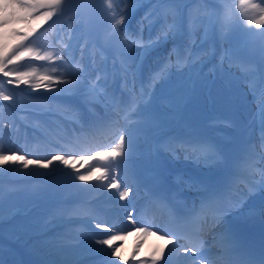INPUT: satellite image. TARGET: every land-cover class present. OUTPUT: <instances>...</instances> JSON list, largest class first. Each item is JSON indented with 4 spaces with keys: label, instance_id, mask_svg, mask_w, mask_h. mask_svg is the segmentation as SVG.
<instances>
[{
    "label": "rangeland",
    "instance_id": "1",
    "mask_svg": "<svg viewBox=\"0 0 264 264\" xmlns=\"http://www.w3.org/2000/svg\"><path fill=\"white\" fill-rule=\"evenodd\" d=\"M5 2L6 0H0V18L6 16L4 10ZM207 2L211 3L212 6L208 7ZM229 2L230 0H179L178 5H174L160 3L158 0H142L140 4L136 3L135 0H63L62 5L56 9V14L50 20L42 22L36 19L39 24L38 28L47 24L49 27L48 30H37L33 28L30 22H23L22 19H14V24L11 22L8 25L0 26V55H8L9 51L14 47L12 45L16 39L13 38L12 34L7 38L6 36L8 33L12 32L15 26L17 28L18 24H23L26 32L31 33L30 38L39 42L42 49L47 51H42L41 53L51 56V59L47 60L46 66L52 68L60 75L63 74L64 76H68L67 78H69L70 81L66 88H69L70 92L76 84L77 87L80 85L81 88H89L88 93L93 94L94 97L86 99L87 104L94 103L95 100L106 101L110 92H112V97L110 94V101L112 98H115L116 84L127 80L124 75L122 77L119 75L117 63H119L120 60L131 63L132 69H134V77L130 81L139 86L141 81V72L139 70L144 62L149 63V73L155 74L157 72L158 74L163 71L162 75L165 76L164 68L169 64L168 59L170 58L171 62H175L181 56L183 46H188L185 51V53H187L185 57L187 72L197 75L196 80L198 84L196 88H194L193 81L192 93L183 103V117L187 118L189 115H196L193 120H189L185 130L192 129L190 125L191 121H197L199 124L204 119L202 114L198 111L203 109L208 112H217L219 114L218 124L224 121L227 126V129H225V131H227V136L229 138L232 136V138L230 141H226V138L222 140V143L225 144L223 150H220L216 145L213 146V144L206 141L205 137L199 136L196 138V140L202 141L203 146L208 149L202 160L198 153L189 151L184 152L180 147L175 145V143L182 140L185 132H181L178 139L172 145L170 143L167 144L165 148L174 159L188 160L190 163L189 170L181 175V179L186 185L190 195V199L185 201V206L190 210L193 218H201L204 226L203 230H205L207 234L210 233V235H212V238H208L210 243L211 239H214L215 243L218 241L219 236L215 235V233L220 234L222 228H225L222 223L228 218L257 222L254 220L255 216L258 217L254 207H258L259 205L254 206V204H250V202L252 200L255 201L256 198H258V201H264V190L259 187V180H255L254 182L248 181L245 187L242 184L241 187H239L241 180L240 176L243 175L244 166L246 168H251L253 170V175H256L257 178L261 179V173H264V155L262 156L264 152V141L262 139L264 131H262L261 128L257 102L252 92L253 86L259 87L260 78L264 76V35L260 34L261 29L255 27L254 24H249V19L258 16V13L251 9H248L245 13L239 6V2L236 4L231 3L234 14L233 18L229 19L228 16L226 17L225 11L230 8L225 6V4ZM255 2L258 3L259 0H255ZM129 3L134 4V7L138 9L142 8V4L144 5L143 12L140 15L143 22L139 25L140 28L143 30L145 29L142 37L139 34L136 37V33L133 35L128 34L130 22L127 24V19H132L134 16V14H131V11L125 14ZM150 5H152L151 10L146 14L144 11L145 7ZM225 7L227 8L225 9ZM10 9L14 8H9V15H7L9 17L17 11H10ZM173 9L175 11H173ZM115 14L119 15L116 21L114 20ZM20 15L24 14L21 12ZM161 15L166 18L167 23L161 20ZM121 16L122 22L119 24L117 21H119ZM192 17H198L199 19L202 17L203 19L202 28L198 34H196L195 27L191 31L188 30L187 23L192 20ZM174 24L176 25L175 29H173ZM226 24L229 25L228 32H226ZM166 31H174V35L170 36L166 42L160 44L158 47L147 50L145 56H143L142 52L145 49H142L143 47L139 49L135 46L141 39L144 44H146L150 35L157 37ZM51 32L53 35L49 42L48 37ZM193 36L197 38L196 42L194 40L192 41ZM5 45H7V49ZM173 46H176L175 50L178 51L176 59L170 57V54L175 51H171ZM155 48L163 49L166 54L164 58L162 57L161 60L153 63L158 56L163 55V52H161L156 58L149 59L151 51ZM207 48L215 54L217 62L223 61L226 73L229 75V82L232 86L231 89L227 90L217 82L219 74L210 72L208 78L201 76L205 71L204 68L213 61L209 56L204 57L201 54V50ZM191 49L192 52L189 54ZM22 60L25 61L23 58ZM60 62H62L64 70L55 67V64ZM93 63L97 66L96 73L87 75V73H92ZM170 66L172 72V63H170ZM218 66L221 67V65ZM218 66L216 67L218 68ZM25 69L27 70L28 68ZM2 70L3 69H0V77L3 76L1 73ZM10 70L14 71L15 68L11 67ZM60 75L58 76L61 77ZM64 76L62 77L66 78ZM19 82L22 89L25 88L26 90H30L32 88L25 87L22 81ZM94 83L101 87L103 93L95 89ZM110 83H112L111 86L109 85ZM188 84V76L179 83L180 86H188ZM105 85H109L107 90L102 87ZM4 86L5 85H3V87ZM59 86H52L51 91L42 88L38 90L37 93L34 91L33 87L30 94L33 96L40 95L44 98H46L45 96L53 94H61L63 91H60ZM62 88L64 89V83ZM173 89H177L176 85H169L168 80L162 79L153 99L157 96L162 98L166 90L173 91ZM5 96H9L11 99L5 100ZM18 96L21 97V95L17 94L15 89L7 87L3 90L0 88V155L9 156L6 164L0 163V212H2V215H0V250H2L0 251V258L3 259L4 264H97L95 258H98L99 255L102 254L101 247L105 246L99 244L98 241L101 239H108L110 234L104 233L102 235L91 236V232L88 228L90 222H93L92 224L96 226L98 224L106 225L107 227L105 228H109V230L116 232V235L127 241L130 237V225L133 226L134 224L135 211L140 208L143 201H145V192L139 194L140 189H138L135 183L133 163L129 162L121 166L119 174L116 176V179L120 181L121 187L119 189L112 188V190H110L105 183H102L105 180L100 179V177L106 174L105 169L101 168V164L106 163L105 161H107L108 165L113 164L111 171L114 173L117 171L115 164L109 159H100L99 157L95 159L90 158L95 156V153L99 151L96 147L99 146L100 143H103V140L107 141L110 139V133H107L106 136L101 135L92 145H87L84 148L87 150L85 153L77 150H71L69 151L70 153H60L57 150H52V157L61 155L70 160L69 164L60 161L61 166L57 167L58 169L69 170L73 168V165L74 167H83V170L89 173L94 172L96 168L101 169V171L97 173V178L95 179L102 184L101 192L97 193V196L102 198L106 197L108 200V197L112 194V201L110 202L111 205H109V208L116 211L117 217L114 219H112L111 216V218L109 216L104 217L93 213V211L91 212L89 209H81L77 211V213L68 211L65 213L61 210L56 211L55 209L58 208V203H55L56 200L63 199L60 192L56 191L52 195V190L50 188L43 187L41 184L37 183L36 188L29 190L27 193L22 188V184L15 181L26 176L28 171H35L36 167L39 173L51 172V164L55 161L50 159L53 160V162L47 168L42 167L41 164V166L36 165L34 169L30 170L33 164L25 167L22 161L15 159V155L24 156L28 160L36 161L37 157L41 160L43 159L39 151H30V133L24 131L23 123H25V120L17 119L16 108L19 104ZM26 103V99H23V110L28 109ZM35 104L36 103H34V105ZM118 105H120L118 108L119 110L116 112L113 107H118ZM174 105H176V103H174ZM123 106V102L115 103V99L113 100V104L110 103V107L112 108L111 118L118 123V126H120L123 121L119 115L122 112ZM139 110L138 113L144 118L139 120L138 114L132 113L131 119L135 121L128 119L124 121V123H127V126L123 124L124 128L121 133H124L126 136V153L127 138L129 136L131 137L132 149H134L135 143L137 145L139 141H141V138L137 137L138 131L146 126L144 124L148 120H153L156 117L154 108L150 106H141ZM167 111L173 112L174 110L168 107ZM90 112L93 113L94 111L91 109ZM86 115L87 113L83 114L78 119L82 128H84L82 121ZM165 115L167 114L159 113L160 117ZM91 132L92 131L88 129V133L90 134ZM195 132L197 133L199 130ZM247 133H249L251 137L250 143L245 141ZM187 137L191 139L193 135L188 134ZM93 138H96V136L90 139L92 140ZM89 142L91 143V141ZM115 145V147L119 145V140ZM247 145H251L252 148H254V158L250 156L249 152L251 149L249 150V147H246ZM109 150L110 148H106L100 152L107 153ZM248 150L249 152L246 154ZM147 151L149 152L148 159L145 162V172L147 176H149V181L147 180V182L148 185L154 184L156 181L159 182L155 188V191L159 192L161 186L164 185L162 176L167 170L162 160L155 156L152 150V142H150ZM239 155H244L246 161L240 164L238 162ZM135 158L136 160L139 158V153L135 155ZM197 171L201 172V177L196 176ZM210 176H213V178L211 179ZM62 177L68 179L73 184L79 183L77 177L71 175L58 176L55 182L61 183ZM223 179H225L227 188L229 187L230 196L234 195L239 199V196L234 191L236 188L246 194L244 196L245 205L243 207L249 205L246 210L247 214L240 213L243 208L233 207L228 217L223 218L221 221L216 220L215 211L211 206L206 204V201L214 194L216 196L219 194ZM88 182L90 183L92 181ZM235 183L239 184L234 185ZM15 184L19 189L16 194L13 189ZM250 186L258 188L259 191H253ZM125 188H131L132 191L126 199H121L120 192ZM228 190L226 198L224 199L225 205L228 199ZM91 192L92 189L87 190L86 196L76 193L69 195L70 197L67 198V201L71 203L74 200H91L93 197ZM160 196L161 195H159V198ZM202 196H204L203 200L201 198ZM11 198L13 201H11ZM160 199L162 200V196ZM160 199L155 197L153 200H147L149 203L147 205L145 204L144 216H147V220H150L151 223L149 222L141 228L142 230L140 229L141 239L143 236L146 238L147 235V241H155L158 238L161 241L163 240L161 239L160 230L159 233H157L152 223L153 220H158L160 213L163 212ZM53 203L55 205H52ZM34 204L35 206H32ZM262 207H264V205ZM80 217L88 219L84 226L77 225L76 221L79 220ZM164 217L166 220L164 219L165 224L163 228L165 234H163V236L170 237L169 239H171V235L168 233L177 230L175 221L166 211H164ZM6 220L7 227L5 229L2 223L5 225ZM209 220L213 221L212 225L208 223ZM159 221H161V219H159ZM44 222H50L55 227L63 228L68 224V228L64 232L66 234L71 233L74 237L80 236V243L68 242L65 247H59L55 241L38 238L43 236V238H45L47 234V232H41L39 230V224ZM149 224L153 226L150 229ZM126 225L130 227L128 228ZM155 226L159 228L158 224ZM206 226H210V232ZM121 227L122 229L120 230ZM192 228H194V226ZM86 235H88V237H86ZM166 242L168 243V240ZM155 243L157 244V242ZM159 246L162 248V242ZM171 246L170 250L173 251L177 245L171 244ZM233 246L234 245L230 241V248ZM118 252L122 251L118 250ZM205 252L208 253L210 259H212L213 252L217 253L215 248L209 247ZM205 252H203V254ZM199 256L200 254H197V257ZM115 259L117 258L114 256L110 262L106 264H112V261ZM121 260H119V264L122 263ZM196 263L199 264V260H197Z\"/></svg>",
    "mask_w": 264,
    "mask_h": 264
},
{
    "label": "snow or ice",
    "instance_id": "2",
    "mask_svg": "<svg viewBox=\"0 0 264 264\" xmlns=\"http://www.w3.org/2000/svg\"><path fill=\"white\" fill-rule=\"evenodd\" d=\"M136 3H141L142 0H135ZM160 3H168V4H174L178 5L179 0H158ZM239 6L244 10L246 13L248 9H251L258 13V16L252 17L249 19L250 25H255V27L261 29V35H264V0H259V2H255V0H238ZM63 3V0H6V3L4 4V10L5 13L7 12V9L14 8L17 11L12 14V16H5L4 18H0V26L8 25L12 22L14 19H41V20H50L55 14L56 9L59 8ZM43 10V11H42ZM173 11H175L173 9ZM233 10L227 9L225 11V16L231 15ZM23 12L24 15H20V13ZM178 20V16H177ZM121 21H117V23H121ZM176 28V25H173V29ZM31 33H20L18 31H14L12 33V36L14 39L18 40V43L11 49L10 54L8 55H0V69H6L8 65H10L14 60L20 61L25 56L34 58L35 61L44 62L49 59H51V56L48 54H42L40 51L34 50L32 47L28 46L27 42L29 40V36ZM174 35V31L172 32H164L160 36H157L154 40L149 39V41L146 44H141V46L147 51L151 48L158 47L160 44L166 42L170 36ZM5 48L7 49V45H5ZM62 59V58H61ZM4 77H9L11 75L10 71L5 70L4 71ZM37 80V81H43L44 83H37L35 87L37 89L43 87L48 90H52L51 85L53 82H56L57 86H59V79L57 77H53L52 75H38L36 72H21L16 75V81H23L25 84L29 83V80ZM11 79L8 80V83H13ZM60 91H64L63 88H60ZM253 95L257 102V109L259 112L260 120H261V128L262 131H264V76H261L260 78V84L259 87H256L255 85L252 88ZM5 100L11 99L9 96L4 97ZM262 139H264V136H262ZM180 144L182 147H185L186 151H190L192 153L194 152H200V151H207L208 149L203 146V142L194 140V139H186L180 141ZM125 145H126V136L124 133L119 134V145L117 147L111 148L107 153L97 151L95 153V156L90 157L91 159H95L99 157L100 159H109L113 161L115 164V167L117 171L114 173L111 171V168L113 164H109L108 168L105 169L106 174L100 177V179H103L107 181V187L109 188H117L119 189L121 187L120 181L116 179V176L119 174V170L122 165H125L127 163V156L130 155L132 151V140L129 136L127 138V153L125 151ZM123 158V159H121ZM9 159L8 155H0V163L6 164ZM15 159L22 161L25 167H28L30 164H39V161L35 160H28L24 156L15 155ZM53 160H61L65 164H69L70 160L69 158L61 155H57L53 157ZM53 160H49L47 163L42 164V167L47 168ZM74 167V165H73ZM100 168H96L94 172H91L89 174H81L77 177V179L81 182L84 181H92L93 179H96V173L100 172ZM259 187L264 190V173H261V179L259 180ZM131 188H125L123 191L120 192V198L126 199L129 194L131 193ZM206 204L211 206L213 210L216 213V220L221 221L225 214L231 211V208L228 206H225L221 202V197L216 196L215 194L209 198L208 201H206ZM0 215H2V212H0ZM98 228H105L106 225L98 224ZM142 230V229H141ZM120 239L118 235H110L108 239H101L98 241L101 245H110L112 246L111 255L116 256L118 252V247L114 244L115 241ZM161 239H168V244H173L174 241L172 239H169L167 236H162ZM228 239L232 242L234 245L230 249H228L225 253V255L221 258V260H214L207 257H204L203 252L200 253V256L197 257V249H198V243H193L191 247H184L183 252L185 254H191L193 259L191 261V264H196V260L199 259V264H264V253L260 255L258 259L251 258V257H237L234 256L232 253L236 251L235 247V236L231 232V230H228ZM168 244H165L164 247L167 248ZM2 251V250H0ZM163 255V249L160 253H158L156 256L153 257L152 264H156V261L160 260ZM0 264H4V261L2 258H0ZM112 264H119V259L112 261Z\"/></svg>",
    "mask_w": 264,
    "mask_h": 264
},
{
    "label": "bare ground",
    "instance_id": "3",
    "mask_svg": "<svg viewBox=\"0 0 264 264\" xmlns=\"http://www.w3.org/2000/svg\"><path fill=\"white\" fill-rule=\"evenodd\" d=\"M246 173H247V175H250V174H252V172H251V170L249 169V170H247L246 171ZM155 214V213H154ZM153 219H154V217H153ZM159 219H161V221H159ZM159 219L158 220H156V221H154V228H155V231H157V233H159V230L160 229H158V227H156L155 225L156 224H158L161 228H162V225L161 224H163V223H165V221H164V219L166 220V218L165 217H159ZM167 223V222H166ZM166 229V228H165ZM150 231V230H149ZM163 231L164 230H162V231H160L161 233H163ZM167 231V230H166ZM152 232H153V230H152ZM200 235H201V232H200ZM159 236H160V234H159ZM159 239V238H158ZM157 239V240H158ZM158 244V243H157ZM166 255V254H165ZM188 259V258H187ZM197 264V263H196Z\"/></svg>",
    "mask_w": 264,
    "mask_h": 264
},
{
    "label": "trees",
    "instance_id": "4",
    "mask_svg": "<svg viewBox=\"0 0 264 264\" xmlns=\"http://www.w3.org/2000/svg\"><path fill=\"white\" fill-rule=\"evenodd\" d=\"M207 6L208 7H211L212 6V4L211 3H209V2H207ZM192 7V6H191Z\"/></svg>",
    "mask_w": 264,
    "mask_h": 264
}]
</instances>
